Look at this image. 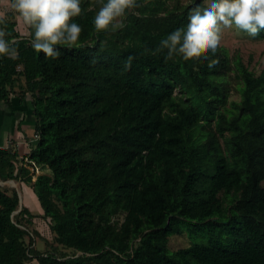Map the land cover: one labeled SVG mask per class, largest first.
<instances>
[{
	"label": "trees",
	"instance_id": "16d2710c",
	"mask_svg": "<svg viewBox=\"0 0 264 264\" xmlns=\"http://www.w3.org/2000/svg\"><path fill=\"white\" fill-rule=\"evenodd\" d=\"M138 2L122 30L98 32L95 0H81L70 21L80 38L54 45L58 59L37 53L32 30L5 11L18 56L0 57V99L19 86L38 137L18 162L0 147V178L27 183L55 240L80 253L30 247L34 214L24 204L14 214L17 190L0 186V264H264V67L256 74L222 45L166 58L160 41L207 4ZM183 231L191 243L170 250Z\"/></svg>",
	"mask_w": 264,
	"mask_h": 264
},
{
	"label": "clouds",
	"instance_id": "9594fccd",
	"mask_svg": "<svg viewBox=\"0 0 264 264\" xmlns=\"http://www.w3.org/2000/svg\"><path fill=\"white\" fill-rule=\"evenodd\" d=\"M98 6L94 18L95 29L99 31L122 30L130 10L142 5L138 0H95ZM10 8L22 18L31 30V46L46 57L58 59L60 51L54 45H76L82 27L71 22L81 15V0H11ZM186 26L177 28L160 41L157 51L167 49V57L181 56L184 60L200 58L203 54L218 48L221 27H232L254 37L264 29V0H209L206 7L190 8ZM0 57L18 56L15 38L7 29V19L0 13ZM130 60L126 65L130 67ZM219 61L213 59L208 67L214 68Z\"/></svg>",
	"mask_w": 264,
	"mask_h": 264
},
{
	"label": "rangeland",
	"instance_id": "374dc122",
	"mask_svg": "<svg viewBox=\"0 0 264 264\" xmlns=\"http://www.w3.org/2000/svg\"><path fill=\"white\" fill-rule=\"evenodd\" d=\"M188 1L190 0H180L181 3H186ZM167 2L169 4H172L174 0H167ZM205 3L208 4L209 0H205ZM0 7H3V5H0ZM97 10L98 6H96V11ZM18 18H20L17 22L19 24L16 25L18 30H20V28H25L26 25L22 22V18ZM220 37L221 39L219 45L224 46L230 55L238 54L239 56H241L243 61L249 66V68L254 70L256 74L262 67H264V33L261 35L257 34L256 36L252 37L247 32L237 29L233 24L230 28L222 26ZM15 88V92H19L20 87L16 86ZM229 90V99H239V91L234 80L230 82ZM20 159L21 158L19 156L17 162L20 161ZM16 166H18V163L16 164ZM262 184L264 185V180L262 181ZM13 185L17 186V181L14 182ZM33 194L35 197H33L32 201L34 205L36 204L37 209H34V206L32 207L30 202L28 201V206L34 216L31 218V221L29 223H25L29 230V235L31 236V242L28 235L25 236V242L28 243L30 247L36 248L43 253L51 252L58 255H71L74 252L80 253L79 251H75L72 248L66 247L55 240V233L50 227V221L45 215L39 213L38 209L40 208V205L35 193ZM219 195L222 197L224 203L228 202L230 198L229 196H224L221 192L219 193ZM23 204L24 202H22L21 200L20 205L22 206ZM20 208L21 207H18V209H16L13 213H17ZM16 218L24 221L26 215L16 214ZM113 219H117L118 221H120L122 219V214L115 215ZM191 241L192 238L189 236V234L186 231H183L180 233L170 234L168 237L167 245L170 250H174L176 248L189 245ZM33 263L37 264V261L33 259Z\"/></svg>",
	"mask_w": 264,
	"mask_h": 264
},
{
	"label": "crops",
	"instance_id": "0c3cea01",
	"mask_svg": "<svg viewBox=\"0 0 264 264\" xmlns=\"http://www.w3.org/2000/svg\"><path fill=\"white\" fill-rule=\"evenodd\" d=\"M10 3V0H0V5H3V7H0V13L11 10ZM18 17L19 15L16 14L17 22L18 19H20ZM19 31L21 34H25L27 30L25 27L22 29L20 28ZM14 89L16 90V88ZM29 98L27 94L26 96L20 95L19 92L14 91L10 92L9 101L0 99V147L8 148L10 151H17L18 157L28 152V149H30L36 141L33 139L36 118L32 112ZM16 181L17 186L13 185ZM0 183V186L3 185V187L8 189V192L11 191V187H14L22 202H24L28 208L29 201L31 206L37 209L36 204L34 205L32 201L33 197H35L33 194L34 192L27 183L14 178H0ZM39 209V213H42V209Z\"/></svg>",
	"mask_w": 264,
	"mask_h": 264
},
{
	"label": "built area",
	"instance_id": "2783aa9c",
	"mask_svg": "<svg viewBox=\"0 0 264 264\" xmlns=\"http://www.w3.org/2000/svg\"><path fill=\"white\" fill-rule=\"evenodd\" d=\"M18 68L20 67V65L17 66ZM38 137V133H34L33 135V139H37ZM24 162L23 165H25L27 168H29L30 172L36 174L37 172H39L38 166L32 165L30 163V160L26 157H24Z\"/></svg>",
	"mask_w": 264,
	"mask_h": 264
},
{
	"label": "water",
	"instance_id": "95a60500",
	"mask_svg": "<svg viewBox=\"0 0 264 264\" xmlns=\"http://www.w3.org/2000/svg\"><path fill=\"white\" fill-rule=\"evenodd\" d=\"M20 203H21V198H20V196H19V207H21Z\"/></svg>",
	"mask_w": 264,
	"mask_h": 264
}]
</instances>
